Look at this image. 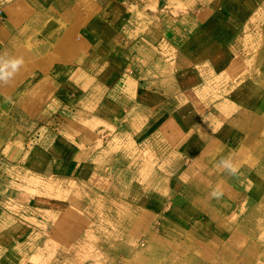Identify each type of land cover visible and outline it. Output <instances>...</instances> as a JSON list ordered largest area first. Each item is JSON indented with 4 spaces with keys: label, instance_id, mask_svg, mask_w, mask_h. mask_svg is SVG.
Returning a JSON list of instances; mask_svg holds the SVG:
<instances>
[{
    "label": "crops",
    "instance_id": "obj_1",
    "mask_svg": "<svg viewBox=\"0 0 264 264\" xmlns=\"http://www.w3.org/2000/svg\"><path fill=\"white\" fill-rule=\"evenodd\" d=\"M213 1L0 0V81L3 84L0 94L14 92L20 108L32 111L24 114V124H31L41 108L53 111L59 108L62 105L58 107L56 103L59 94L75 96L79 103L70 109L77 107L76 111L81 114L74 119L79 128L70 123L67 127L71 130L67 131L90 137L94 132L91 124L96 122L107 140V145L96 150L101 154L99 159L116 150L127 153L128 142L138 143L131 149L146 148L151 153L152 160L144 166L137 162L136 169L117 168L113 186H108L123 193L131 188L137 190L139 187L135 185L143 184L150 202L154 197L152 191L156 190L158 195L168 188L167 177L161 176H166L167 171L161 165H169L172 158L175 162L184 161L179 166L186 167L181 170L176 163H171L169 166L176 170L173 177L180 170L184 174L200 167L205 171L206 164L233 167L229 157L251 164L258 154L255 152L264 149V87L256 88L264 71L254 72L258 63L231 68L234 61L245 56L238 38L245 32L246 20L243 16L239 22H218L219 11L230 15L229 0H222L216 8L212 7ZM238 7L245 11V6ZM17 55L30 74L18 66V75L24 80L11 83L5 74ZM242 76L249 77L247 81L253 90L238 84L229 87ZM53 97L56 102L52 101ZM46 102L52 106H46ZM187 109H193V113H187ZM44 127H39L41 141L46 134L47 141H57L50 144L49 150L57 145L61 147L60 152L67 153L68 148L59 145L61 138H54ZM34 148L32 153L50 152H44L42 146ZM156 157L160 162L154 160ZM202 157L212 162L200 161ZM193 159L196 161L192 162ZM106 168L103 167L104 174L108 172ZM229 169L208 188L197 186L191 177L185 178L184 187L181 186L184 191L174 195L178 201L171 197L182 205L188 192L193 193L196 201L197 197L201 198V206L227 208V199L221 192H229L240 182L243 192L229 207V231L212 234L213 243L195 240L204 244L205 250H210L214 243L215 248H219V243L224 248L226 242L223 245L222 238L226 237L229 252H234L236 247L238 252V239L250 245L251 238L255 239L258 234L264 236V185L251 175L249 167L238 172L234 167ZM85 174L86 171L81 172L82 177ZM86 177L95 184L80 180L78 184L84 194L110 180L94 171ZM160 178L164 180L160 182ZM208 194L210 203L204 198ZM175 202L167 205L172 207ZM149 204L144 210L148 211ZM212 215L221 223L228 220ZM202 220H195L192 227H200ZM190 227L186 225L182 230L194 236ZM263 249L258 248L260 252ZM255 251L242 250L241 254H246L242 263L251 264Z\"/></svg>",
    "mask_w": 264,
    "mask_h": 264
},
{
    "label": "rangeland",
    "instance_id": "obj_2",
    "mask_svg": "<svg viewBox=\"0 0 264 264\" xmlns=\"http://www.w3.org/2000/svg\"><path fill=\"white\" fill-rule=\"evenodd\" d=\"M221 1L214 0L212 7H218ZM238 5L245 6V11L240 10ZM229 11L230 15L226 13L227 16L219 11L218 22L226 23L228 19L229 23L239 22L243 16L246 20L245 32L238 38L245 56L234 61L231 68L237 69L258 63L253 68L254 72L264 71V0H229ZM248 26L253 28H247ZM151 30L156 32L155 29ZM241 37L244 38L243 41ZM92 47L95 45L91 46V49ZM96 52H99V49ZM16 61L19 63L15 67L12 64L5 74L6 80L11 83L23 78L18 75V66L30 74L21 64L19 55L15 56L14 62ZM39 63L42 64L41 61ZM242 77L233 80L229 87L238 84L249 91L253 90V85L247 81L249 77ZM259 79L256 88L264 87V76ZM0 85L3 86L1 81ZM63 85L66 86L65 82ZM48 96L50 99V95ZM72 96L59 94L58 102L53 97L52 101H55L58 107L62 104L59 108L54 111L47 107L41 108L37 115H33L36 121L32 119L31 124H24V114L29 115L32 111L20 108L14 92L0 94V264H243L242 259L246 254H241L242 250H256L251 255V264H264V249L259 251L264 247V236L260 234L255 239H250V245L247 241L245 243L238 239V252L237 247L234 252H229V241L227 243L226 237L222 238L223 245L226 242L224 248L222 243H219V248H215L214 243L215 245L211 244L210 250H205L204 244L195 241L213 243L215 237H211L212 234L222 235L229 231V207L232 201L235 203L239 200L237 196L243 192L240 182L235 183L229 192H221L227 199V208L208 204L201 206V198L196 196V201L193 193L190 195L188 192H185V200L188 202L182 200L185 204L181 205L175 202L177 198L174 196L184 191L181 186L185 178L191 177L197 186L208 188L214 184L215 179L223 174L225 176L223 172L233 167L237 172L249 167L251 175L259 184L264 185V149L255 152L258 154L251 164L229 157L228 162L233 164V167L219 168L217 164H206L203 168L206 172L200 167L184 174L181 170L186 167L179 166L184 161L175 162L172 158L170 162L176 163L181 170L173 177L176 170L169 166L171 163L161 165L167 171L166 176H161L167 177L168 188L164 192L159 191L158 195L155 194L156 190L152 191L154 197L150 202L144 193L143 184H136L135 186L139 187L137 190L131 188L123 193L110 190L108 186H113L117 168L136 169L137 162L144 166L152 160L149 157L151 153L146 148H139V151L131 149L138 143L128 142L127 153L116 150L109 153L105 159H99L101 154L96 153V150L104 144L107 145V140L102 131H99L96 122L91 124L94 132L90 137L75 136L67 131L71 130L67 127L70 123L77 126L74 119L81 116L80 112L76 111L77 107L70 109L71 105L79 103V99ZM45 104L52 106L50 102ZM171 111L174 112L173 109ZM186 112L192 114L193 109H187ZM41 125H44V129L54 138H61L59 145L67 147V153L60 152L61 147L57 145L49 150L50 144L57 141H47L46 134H43L41 141ZM23 140L25 143L20 144ZM40 146L44 152H50L32 153L34 147ZM194 159L192 162L196 161ZM154 160L160 162L161 159L156 157ZM200 161L211 160L202 157ZM104 166L107 167V174L103 173ZM84 171L86 176L90 171H94L110 180L104 185L96 184V190H89L88 194H84L80 191V180H84L86 184H95L91 178L81 176ZM197 176H200L199 179ZM164 178H160V182ZM205 196L210 203V194ZM171 197H174L175 201ZM170 201L175 202L172 207L167 205ZM135 202L139 204L138 207L132 205ZM148 203L149 209L146 211L143 207ZM233 208L238 209L237 206ZM213 213L228 218L227 222L221 223ZM198 218L203 219L202 224L194 229L192 226ZM186 225L191 226L189 230L191 229L194 236L187 235L182 230ZM256 245L259 250L255 248Z\"/></svg>",
    "mask_w": 264,
    "mask_h": 264
},
{
    "label": "bare ground",
    "instance_id": "obj_3",
    "mask_svg": "<svg viewBox=\"0 0 264 264\" xmlns=\"http://www.w3.org/2000/svg\"><path fill=\"white\" fill-rule=\"evenodd\" d=\"M92 19V18H91ZM229 21V19L228 20H226V23ZM228 24V23H227ZM231 27V26H230ZM247 28H253V27H250V26H248ZM225 31V30H224ZM222 35V34H221ZM226 36V35H225ZM224 37V36H223ZM37 50L39 51L40 50V48L38 47L37 48ZM37 52V51H36ZM260 73V72H259ZM263 73V72H262ZM264 74V73H263ZM101 155H99V157H100Z\"/></svg>",
    "mask_w": 264,
    "mask_h": 264
},
{
    "label": "clouds",
    "instance_id": "obj_4",
    "mask_svg": "<svg viewBox=\"0 0 264 264\" xmlns=\"http://www.w3.org/2000/svg\"><path fill=\"white\" fill-rule=\"evenodd\" d=\"M18 63H19V61L14 62V63H13V67H15L16 64H18Z\"/></svg>",
    "mask_w": 264,
    "mask_h": 264
}]
</instances>
